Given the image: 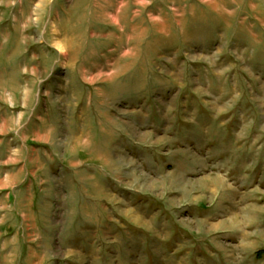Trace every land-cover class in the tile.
<instances>
[{
  "label": "rangeland",
  "instance_id": "374dc122",
  "mask_svg": "<svg viewBox=\"0 0 264 264\" xmlns=\"http://www.w3.org/2000/svg\"><path fill=\"white\" fill-rule=\"evenodd\" d=\"M0 95L19 117L0 173L37 174L39 196L53 175L62 228L130 202L156 222L176 152L258 143L264 167V0H0Z\"/></svg>",
  "mask_w": 264,
  "mask_h": 264
},
{
  "label": "crops",
  "instance_id": "0c3cea01",
  "mask_svg": "<svg viewBox=\"0 0 264 264\" xmlns=\"http://www.w3.org/2000/svg\"><path fill=\"white\" fill-rule=\"evenodd\" d=\"M6 103L0 95L1 167L7 165V160H16L7 155L6 134L19 132L15 125H9L16 124L19 117L7 115ZM260 146L254 143L247 148L244 143L224 140L206 142L193 146L189 153L176 152L173 164H169L174 166L172 169H167L163 160L158 164L157 180L163 183L168 179V186L156 196V222L130 207V202L121 212L124 223L101 221L108 211L103 205L101 211L95 209L99 219L94 218L95 227L79 222L81 213L75 211L78 222L62 228L55 221L60 210L55 213L53 175L45 176L49 191L42 197L37 174L2 172L0 264H9L8 260L10 264H264V167ZM200 164L202 173H187ZM176 173H187L185 184L180 183L179 175L169 180ZM89 177L93 176H84L87 185ZM100 187L109 201L114 198V204L117 197L126 198L106 183ZM90 211L87 209L85 215L92 217ZM125 229L131 232L126 235ZM125 235L126 245L111 249L103 246L105 239L117 246L118 239Z\"/></svg>",
  "mask_w": 264,
  "mask_h": 264
},
{
  "label": "bare ground",
  "instance_id": "6f19581e",
  "mask_svg": "<svg viewBox=\"0 0 264 264\" xmlns=\"http://www.w3.org/2000/svg\"><path fill=\"white\" fill-rule=\"evenodd\" d=\"M115 161V163H118V161L117 160H114ZM235 221V220H234ZM236 222V221H235Z\"/></svg>",
  "mask_w": 264,
  "mask_h": 264
}]
</instances>
